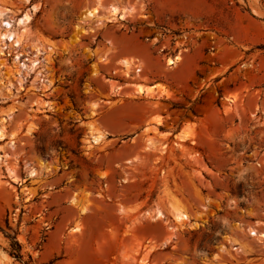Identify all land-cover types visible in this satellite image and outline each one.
<instances>
[{"label":"rangeland","instance_id":"374dc122","mask_svg":"<svg viewBox=\"0 0 264 264\" xmlns=\"http://www.w3.org/2000/svg\"><path fill=\"white\" fill-rule=\"evenodd\" d=\"M0 11V264H264V0Z\"/></svg>","mask_w":264,"mask_h":264},{"label":"bare ground","instance_id":"6f19581e","mask_svg":"<svg viewBox=\"0 0 264 264\" xmlns=\"http://www.w3.org/2000/svg\"><path fill=\"white\" fill-rule=\"evenodd\" d=\"M114 13H117V9L114 8L113 9ZM3 15L4 13L2 11H0V20L3 19ZM31 17L28 15H25L23 18H21L19 20V26H24L30 21ZM3 26L6 28V32L1 34V38L2 39H8V41H15V46H20L21 45V41H22V34H20V32H16L13 30V26L11 25V23H3ZM22 32H25V28L23 29ZM169 64H175V60H169ZM132 66L131 62H126L125 63V67L130 68ZM138 91L140 93H144L145 91H149L148 89H145L142 85H139V89ZM103 139V136H96L94 137V142L99 143L101 140ZM179 213V212H178ZM162 213L159 212L158 217H162ZM176 219L178 220V222H182L185 220H188L189 217L186 214H176Z\"/></svg>","mask_w":264,"mask_h":264},{"label":"trees","instance_id":"16d2710c","mask_svg":"<svg viewBox=\"0 0 264 264\" xmlns=\"http://www.w3.org/2000/svg\"><path fill=\"white\" fill-rule=\"evenodd\" d=\"M0 232H3L6 236V238L10 241V246L12 249L11 255L16 258L18 261L23 262V255L21 254V245L18 242L17 239V232H14L13 234L5 233L0 226Z\"/></svg>","mask_w":264,"mask_h":264}]
</instances>
